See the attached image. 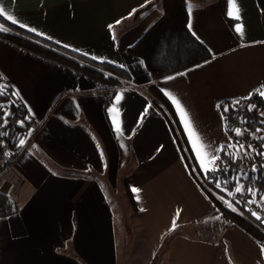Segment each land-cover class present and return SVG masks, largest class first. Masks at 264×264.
<instances>
[{
    "label": "crops",
    "instance_id": "1",
    "mask_svg": "<svg viewBox=\"0 0 264 264\" xmlns=\"http://www.w3.org/2000/svg\"><path fill=\"white\" fill-rule=\"evenodd\" d=\"M185 1L212 58L154 81L129 49L164 15L163 0H0L8 23L129 75L113 87L0 36V78L39 125L0 180L11 210L0 216V264H264L242 227L214 231L220 216L200 178L218 161L204 153L233 144L222 103L264 92V10L236 0L237 20L229 0ZM166 93L188 113L192 139ZM194 141L206 146L199 158Z\"/></svg>",
    "mask_w": 264,
    "mask_h": 264
},
{
    "label": "trees",
    "instance_id": "2",
    "mask_svg": "<svg viewBox=\"0 0 264 264\" xmlns=\"http://www.w3.org/2000/svg\"><path fill=\"white\" fill-rule=\"evenodd\" d=\"M257 2L259 8L264 10V0H257ZM163 6L164 15L161 19L135 46L129 49V53L132 56L144 61L154 81L184 71L212 58L208 48L198 41L189 30L186 1L163 0ZM0 25L10 29V31H0V36L8 41L68 65L106 84L117 87L123 84L118 78L129 80V75L124 69L107 63H96L79 53L65 49L54 42L14 26L1 16ZM0 88L3 89V94L0 95V105L6 104L12 113L16 112L21 117H25L27 114L26 108L15 96L12 88L1 78ZM150 89L159 102L169 110L176 126L180 129L178 118L171 103L156 86L152 85ZM253 105L254 107L249 110L250 106ZM224 108H228V111L224 112ZM221 109L225 117L228 134L231 136L234 134L235 129L240 128L243 131L241 138L251 139L252 149L250 151H252V157L250 159H235L232 154L226 153L227 148H224V151L220 154V159L216 162L221 163L219 164L220 169L208 171L206 173L207 180L212 183V180L215 181L219 177L230 178L233 182V189L237 187L238 182H241L243 187L247 188V191L253 189L250 195L252 198L259 200L264 195V161L258 163L259 158L264 153V129L262 131V139L257 138L252 133L255 129L263 128L264 126V97L259 92H255L248 99L224 101ZM166 116L170 119L168 114ZM170 124L175 131L171 120ZM21 129L19 126L13 125L9 129L8 135L1 138L7 142L10 138L9 134ZM233 142L236 145V142ZM184 156L192 171L200 173V168L192 157V153L184 154ZM208 194L217 207L214 215H222L224 219L242 227L255 237L264 248V225H262V220L250 214L249 204L245 200L248 198V194L241 195L240 201L236 202L238 212L226 208L216 197L209 192ZM129 197L132 205L135 206L131 193H129ZM10 212L7 199L0 195V216L8 215Z\"/></svg>",
    "mask_w": 264,
    "mask_h": 264
},
{
    "label": "built area",
    "instance_id": "3",
    "mask_svg": "<svg viewBox=\"0 0 264 264\" xmlns=\"http://www.w3.org/2000/svg\"><path fill=\"white\" fill-rule=\"evenodd\" d=\"M16 125L22 128L20 131L12 132L9 134V141H4L1 137L7 136L11 126ZM39 125L32 121L28 113L25 117H21L19 113L16 114L10 111V108L6 104L0 105V163L2 164V171L0 173V180L5 176L13 167L15 161L25 151L26 147L36 134ZM243 139V138H241ZM23 140L24 144L21 145L20 141ZM247 142H250V138H244ZM262 156L259 158L258 163L262 162ZM257 166V165H256ZM258 199H255V201ZM251 202H254L253 198ZM253 213L259 220H262L264 225V209L260 200L254 202L251 205ZM258 219V218H257ZM215 232L222 230V222L215 221L213 223Z\"/></svg>",
    "mask_w": 264,
    "mask_h": 264
},
{
    "label": "rangeland",
    "instance_id": "4",
    "mask_svg": "<svg viewBox=\"0 0 264 264\" xmlns=\"http://www.w3.org/2000/svg\"><path fill=\"white\" fill-rule=\"evenodd\" d=\"M111 86L116 87L115 85H111ZM263 129H264V126H263V128L255 129L252 134H254L257 138L262 139ZM240 130H241V135H236L235 132H234L235 135L233 134L234 136L231 135V137L233 136L232 140L236 142V145H234V142H233V144L229 148H227L226 153L232 154L235 159H238V158L250 159L252 157V151H250V149H252L251 148L252 141L250 140V142H247L246 140H244V138L241 139V137L243 135V131H242V129H240ZM240 145H243V147H240ZM262 158H263L262 160L264 161V153L262 154ZM221 162H223V161H221ZM219 164H221V163H215V166L212 167V170H219L220 169ZM200 178L202 179L204 186L207 188V191L210 194H212L214 197H216V199L219 200L223 206H225L226 208H229L231 210H234L236 212L239 211L236 207V202L240 201L239 199L241 198V195L246 193L249 195L248 198H250V197L252 198V196L250 195L251 194L250 192H252L253 189H249L247 191V188L245 189L241 182H238V185H237V187H241V192L238 193L235 191L236 188L235 189L232 188L233 182H232V179H230V178L219 177L215 181L212 180V183H209L206 175L203 177H200ZM251 198L248 200L247 199H245V200L249 204L248 208H249L250 214L253 217L257 218L256 215H253L251 205L254 202H258V200L255 201V199L253 198L254 202H251ZM250 203H251V205H250ZM229 205H231V207H229ZM220 220H221L220 222H222V221L229 222L227 219H224V217L222 215H220Z\"/></svg>",
    "mask_w": 264,
    "mask_h": 264
},
{
    "label": "snow or ice",
    "instance_id": "5",
    "mask_svg": "<svg viewBox=\"0 0 264 264\" xmlns=\"http://www.w3.org/2000/svg\"><path fill=\"white\" fill-rule=\"evenodd\" d=\"M229 4H230L229 16H232L235 19L239 20L240 19V15H239V11L240 10H239V7H238V5L236 3V0H229ZM192 7H193L192 5H189V15L190 16H191V9H192ZM5 11L6 10L4 8L0 7V15H5ZM8 19H11L12 20V23H16L17 22L15 19H12L11 16H8ZM117 23H119V21H117ZM23 26L24 25L21 24V27H23ZM109 27L111 28L112 26L110 25ZM188 27H189V29H191V20L189 21ZM236 30L238 32H240L241 34H243V26L242 25H237L236 26ZM0 31H8V29L5 28V27H3V26H0ZM169 79H172V77H169ZM2 94H3V89L0 88V95H2ZM17 95H18V93H17ZM167 95H169V98L172 100V103L176 106L177 110L181 114L182 122L185 124V129H186V131L189 132L190 139H192L195 133H194V130L192 129V121L189 119L188 113L185 111L184 107L180 104V102L175 97L171 96L170 94H167ZM261 95H264V92H262ZM119 99H120V97L117 96L116 97V100L119 101ZM237 103H238V101H237ZM217 107L219 108L220 106L218 105ZM252 107H254V105L253 106H250L249 110H251ZM223 111L224 112H227L228 111V108H224ZM235 132H236V135H241V130L239 128L235 129ZM196 139L198 140L199 138L197 137ZM20 144L23 145L24 144V141L21 140L20 141ZM229 146H231V145H229ZM193 147H194V149H196L197 156L199 158L201 151L206 146L203 145V144H201L199 146V148H197L196 141H194ZM240 147H243V145H240ZM216 151L217 152L224 151V146H221L219 149H216ZM204 155L210 157V159H211L212 162L220 159L219 155H212V153H210V152H205ZM201 166H202V168L205 171H208L209 170L205 166L203 160H201ZM235 191L238 192V193L241 192V187H236ZM229 207H231V205H229ZM253 215H255V213H253ZM257 218L259 219L260 217H257ZM173 223H175V222H173Z\"/></svg>",
    "mask_w": 264,
    "mask_h": 264
}]
</instances>
